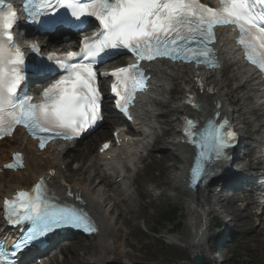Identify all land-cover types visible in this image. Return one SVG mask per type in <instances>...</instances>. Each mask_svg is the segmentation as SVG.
I'll return each mask as SVG.
<instances>
[{"label": "snow or ice", "instance_id": "snow-or-ice-1", "mask_svg": "<svg viewBox=\"0 0 264 264\" xmlns=\"http://www.w3.org/2000/svg\"><path fill=\"white\" fill-rule=\"evenodd\" d=\"M49 8V27L80 28L82 18H94L100 31L81 40L78 53L69 52L65 58L49 55L48 63L40 61L32 66L30 72L35 77L46 78L58 71L59 79L44 89L40 104H32L27 96L17 102V90L26 79L25 59L12 33L17 13L0 0V134L5 130L10 134L13 125L22 124L40 140L41 148L48 138L71 140L81 135L100 118L96 68L110 52L127 50L137 61L159 58L215 67L210 47L214 29L232 25L238 30L245 58L264 72V0H220L216 9L198 0H39L35 11L37 15H48ZM59 9L66 10L65 14L60 15ZM106 75L115 78L111 87L116 107L126 113L134 93L143 90V71L133 63ZM191 103L199 107L194 100ZM196 127V122L189 119L185 128L188 142L199 149L193 182L207 175L206 161L227 158L225 149L235 139L234 131L227 129V121L217 125L210 119L199 132ZM5 215L13 225L27 222L30 227L27 236L11 250L0 245V264H14L13 258L22 247L42 242L56 229L69 227L89 234L97 230L86 212L50 200L43 180L32 194L20 192L15 200L5 201Z\"/></svg>", "mask_w": 264, "mask_h": 264}, {"label": "bare ground", "instance_id": "bare-ground-1", "mask_svg": "<svg viewBox=\"0 0 264 264\" xmlns=\"http://www.w3.org/2000/svg\"><path fill=\"white\" fill-rule=\"evenodd\" d=\"M218 52L222 59L221 69L218 71L202 72L192 66L177 67L175 65L155 64L152 67L154 80L152 91L139 101L136 109L137 122L134 126V131L136 132L134 140L130 141L127 146L115 150L113 152L117 155L115 159L105 160L104 156H99L90 163L89 169L95 172L93 176L95 179L94 183L92 178H89L85 184H72L73 188L80 191L85 208L89 210L98 228L97 234L90 237L93 243L89 246H81L83 254L87 253L90 257V261L82 264H133L130 262L137 259L136 255H142L141 251L126 250V246L131 247V241L136 234H139L137 227L133 226L127 232H122L119 228H116V225L121 227V224L128 228L129 219L127 216L134 214L135 211H142L141 209L135 210L137 206L133 208L136 202L130 195V186L134 185V182L129 175L123 173V166L134 165L138 159L137 156L140 149L146 148L150 144L152 132L158 129V124L160 123H158L157 119L168 117L167 114L161 117L155 114L160 107H165L174 100L177 103L170 109V113L174 116L182 117L186 113L191 112L183 105L182 100L185 93L193 89L197 81L199 83L197 84L196 94L201 102V108L199 112L192 113H196L198 117H205L208 114L207 105L212 99H217L220 101L219 112L221 114L232 117L235 111L230 110V106L235 102L245 101L248 106L240 108L237 113L245 116L252 123H255L258 118H264V94L259 90L257 79L251 70L245 69L240 64L234 54V49L228 36L224 34L221 35L218 43ZM228 69L236 75L237 84L234 88L230 84H226V86L224 84L229 81V78L225 76V71ZM174 83L180 84L176 98L171 96L174 90L172 88ZM223 88L227 89L231 94H238V96L228 95L223 91ZM166 97L168 98L167 101L162 102L160 100ZM175 124L173 120L165 119L164 127L160 129V134L157 135L156 141L160 143L164 136L174 137L176 135ZM259 127L264 128V123L262 126H256V129ZM256 132L264 136V129ZM12 139H16L17 146L10 149L11 145L5 144L10 150H0V167L2 163L8 160V152L18 150L24 154L25 170L24 173H10L11 176H14V180L17 181V185L6 186L4 192L0 191V200L8 198L15 191L22 189L20 184L25 182L23 175L25 178H29L30 185H32L38 177L46 174L49 170H54L55 172V176L52 179L53 194L62 198L65 186L68 184L65 179L67 175L63 171L60 172L61 166L64 165L61 163L62 151L69 147L64 145L49 146L45 152L38 153L34 145L25 142V137L19 132H16ZM161 144L163 149L171 152L174 159L181 163V168L174 175L172 182L181 189L187 201L190 216L193 218L197 215L199 218V224L196 228L195 223L189 221V227L195 232L191 241L182 238L173 239L169 242L171 246L169 250L185 253L188 257H196L204 261V263L210 264L212 263V258L207 256L206 247L209 240V219L213 213L212 206L213 208L220 206L218 209H223V212H219V215H223L222 213L225 212L226 208H224L222 201L219 200L218 195H210L207 187L196 189L194 192L186 190L183 182L185 176L184 166L187 163L189 153L179 144V139L177 141H165ZM160 162L167 170L170 160L166 153L161 155ZM173 166L171 165L170 167L172 168ZM221 167H225V165H221ZM106 190L110 194L106 195ZM147 194L150 195V193ZM211 198L214 199L213 202L210 201ZM113 211L117 212L115 218L111 219L109 215ZM263 224L262 221L261 225ZM121 239H123L122 243L119 242ZM259 246L264 250V240H260ZM69 262L64 260L58 263L56 258H52L45 260L43 264H69ZM79 263L81 262L77 263L75 261V263L71 264Z\"/></svg>", "mask_w": 264, "mask_h": 264}, {"label": "rangeland", "instance_id": "rangeland-1", "mask_svg": "<svg viewBox=\"0 0 264 264\" xmlns=\"http://www.w3.org/2000/svg\"><path fill=\"white\" fill-rule=\"evenodd\" d=\"M231 81L234 78V74L231 71H226L225 74ZM225 86L228 84L224 83ZM237 84V81L233 83L232 87ZM172 91V97H177V92L180 89L179 83H174ZM223 91L228 95L238 96L236 93L231 94L227 89L223 88ZM163 101L166 98L162 99ZM177 102L172 101L168 103L164 108L158 111L161 113L168 112V117L159 119L162 121L160 124V128L164 127L165 119H170L175 122L176 117L170 113V109ZM248 106L247 102H235L231 107L232 110H239ZM238 123L240 124V128L245 130H250L254 125H261L262 119H256L258 123H250V121L241 116L239 114L235 115ZM176 126V124H175ZM177 129V128H175ZM111 128L106 125L101 132H99L93 140H91L88 144L81 147H76L69 152H65L64 155V166H65V175H67V179L69 181H74L76 183L85 184L87 183V179H93V172L89 170L88 165L92 162L93 157L95 155V149L99 142L109 139ZM159 131H153L152 137L155 138ZM254 135V134H253ZM248 136L246 134H242V137ZM249 137V136H248ZM177 141L178 138L176 135L174 137L164 136L160 143L156 142L154 147L151 148V152L149 151L146 157H143V166L146 168L139 169L137 171V182L136 185L130 187L131 196L135 200V210L141 209L142 211H135L134 214L127 216L129 219L128 228L125 225L121 224V227L116 225V228H119L122 232H127L129 228L136 226L139 234H136L134 239L131 241V247L126 246V250L130 251L133 249L134 252L141 251L142 255H136L137 259L132 260L130 263L133 264H193L192 257H188L185 253L179 252L177 253L174 250H169V242L173 239L182 238L187 241H191L193 234L195 233L189 227V221H193L195 223V228L199 224V218L195 215L193 218L190 216V213L187 208V201L182 193V191L174 185L172 179L174 175L181 168V163L177 162L172 153L166 149H163L162 144L165 141ZM12 145H15L12 143ZM1 148H7L6 146H2ZM0 148V149H1ZM164 153L167 154L170 162L168 163V169L165 170L163 165L160 162V157ZM249 159L252 157V152L248 151ZM71 162L76 163L68 168ZM171 165H174L172 168ZM237 164L236 167H238ZM62 171V169H61ZM23 179L25 182L20 184L21 188H26L29 186L30 181L29 178H25L23 175ZM17 185V181L10 174L0 175V191L4 192L6 186H15ZM208 190H211L208 189ZM150 192V195L147 194ZM105 194H110L108 191ZM221 193L220 195H222ZM224 196V195H222ZM243 194L236 193L232 194L231 199L235 197V200H238L242 197ZM231 199L223 202V206L225 212L223 215H219V212H223V209H218L216 207H212V215L209 219V238L211 242H208L206 254L208 257L212 258V263L210 264H264V250H262L259 246L260 240H264V232L259 230L263 228L259 219L253 216V210H251L250 206L239 204V207L236 204H233ZM234 201V200H233ZM249 201L251 199L249 198ZM250 203V202H249ZM245 206V207H244ZM143 207V208H142ZM177 207L179 209V219L182 221V224L179 228L175 230H171V227L165 226L162 228H157L159 230L157 235L152 234L153 229L156 228L157 221L159 217L164 213L169 211L171 208ZM250 209V210H249ZM244 210V212H243ZM117 211L111 212L109 218L114 219ZM255 212V211H254ZM197 216V217H196ZM228 216L232 220L231 232L233 234V238L231 239L232 244L229 245V248L225 250V252H221L220 259H218V255L216 254L214 258L211 254V251L217 248L216 245H213V238H216L218 234H220L221 230L228 232ZM215 217V219H213ZM218 221L220 223L225 224V229L218 226ZM213 223L217 226L214 227ZM230 224V222H229ZM123 242V239L119 241ZM91 239H82L75 238V240L68 245L66 255H64V259L70 261L69 264L75 263V261L86 263L90 261L89 254L81 251V246L91 245ZM210 248V252H209ZM137 250V251H136ZM173 251V252H172ZM151 255V256H150ZM62 260V257L58 256L57 261ZM163 260V261H161ZM165 262V263H163ZM116 264V263H115ZM200 264H207L204 261H200Z\"/></svg>", "mask_w": 264, "mask_h": 264}, {"label": "trees", "instance_id": "trees-1", "mask_svg": "<svg viewBox=\"0 0 264 264\" xmlns=\"http://www.w3.org/2000/svg\"><path fill=\"white\" fill-rule=\"evenodd\" d=\"M178 214H179L178 209H172L168 213L161 216L160 220L156 224V228L153 229L152 234L154 235L158 234L157 228H162L165 226H170L172 228L179 227L181 222H180Z\"/></svg>", "mask_w": 264, "mask_h": 264}, {"label": "water", "instance_id": "water-1", "mask_svg": "<svg viewBox=\"0 0 264 264\" xmlns=\"http://www.w3.org/2000/svg\"><path fill=\"white\" fill-rule=\"evenodd\" d=\"M193 262H194L195 264H199L200 260H199L198 258H194V259H193Z\"/></svg>", "mask_w": 264, "mask_h": 264}]
</instances>
